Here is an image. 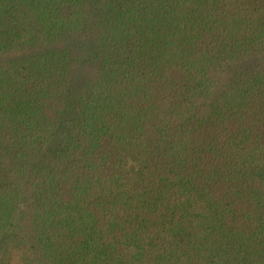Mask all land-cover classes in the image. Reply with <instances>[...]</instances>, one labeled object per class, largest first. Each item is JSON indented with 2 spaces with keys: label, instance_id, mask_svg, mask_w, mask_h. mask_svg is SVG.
Here are the masks:
<instances>
[{
  "label": "trees",
  "instance_id": "16d2710c",
  "mask_svg": "<svg viewBox=\"0 0 264 264\" xmlns=\"http://www.w3.org/2000/svg\"><path fill=\"white\" fill-rule=\"evenodd\" d=\"M0 264H264V0H0Z\"/></svg>",
  "mask_w": 264,
  "mask_h": 264
}]
</instances>
